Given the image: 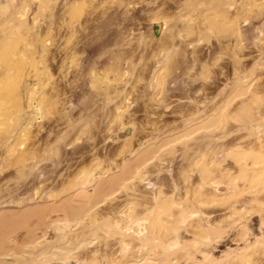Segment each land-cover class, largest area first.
<instances>
[{
    "label": "rangeland",
    "instance_id": "374dc122",
    "mask_svg": "<svg viewBox=\"0 0 264 264\" xmlns=\"http://www.w3.org/2000/svg\"><path fill=\"white\" fill-rule=\"evenodd\" d=\"M0 264H264V0H0Z\"/></svg>",
    "mask_w": 264,
    "mask_h": 264
}]
</instances>
